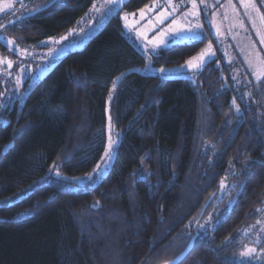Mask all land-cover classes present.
<instances>
[{
    "label": "trees",
    "instance_id": "16d2710c",
    "mask_svg": "<svg viewBox=\"0 0 264 264\" xmlns=\"http://www.w3.org/2000/svg\"><path fill=\"white\" fill-rule=\"evenodd\" d=\"M149 1L127 0L123 9ZM92 2L58 0L6 35L24 46L61 35ZM120 12L26 84L22 101L5 113L0 264H160L179 254L195 230L179 264H239L238 240L246 239L235 235L257 221L264 203V73L256 78L245 68L238 84L218 54L194 79L161 81L137 69L148 62L123 33ZM206 41L173 43L149 62L181 64ZM8 52L0 40V54ZM111 94L120 138L106 173L85 188L61 180L34 185L50 168L74 176L95 167L108 145Z\"/></svg>",
    "mask_w": 264,
    "mask_h": 264
},
{
    "label": "rangeland",
    "instance_id": "374dc122",
    "mask_svg": "<svg viewBox=\"0 0 264 264\" xmlns=\"http://www.w3.org/2000/svg\"><path fill=\"white\" fill-rule=\"evenodd\" d=\"M126 1L93 0L91 6L63 34L25 46L14 57L0 54V124L6 122L5 113L12 103L22 101L26 84L28 86L42 77L65 52L81 48L120 9L123 33L148 62L144 68H137L140 72L156 74L161 81L175 76L194 79L204 64L219 54L233 67V79L238 84L243 82L244 78L239 79V73L245 68L256 78L264 73L263 59L249 33L253 30L264 51V20L261 19L264 16V0H150L136 11L123 9ZM251 4H255L258 11ZM162 13L168 15L160 20ZM170 28L176 31H169ZM208 31L214 36L216 44ZM203 38L207 41L202 50L181 64L155 67L149 62L152 55L173 43ZM112 97V94L109 95L106 102L108 145L95 167L85 174L74 176L50 168L34 185L61 180L69 188H85L96 184L106 173L120 138V132L112 124L115 113ZM106 152L108 155H105ZM20 194L22 192L1 202H9ZM235 236L246 239L245 242L238 240L241 248L234 256L237 263L264 264V203L259 209L257 221L239 229Z\"/></svg>",
    "mask_w": 264,
    "mask_h": 264
},
{
    "label": "flooded vegetation",
    "instance_id": "af4514ba",
    "mask_svg": "<svg viewBox=\"0 0 264 264\" xmlns=\"http://www.w3.org/2000/svg\"><path fill=\"white\" fill-rule=\"evenodd\" d=\"M51 1L53 0H0V40L6 44L9 57L16 56L25 46L16 44L14 38L6 35V32L17 31L22 24L46 11L58 0L47 6Z\"/></svg>",
    "mask_w": 264,
    "mask_h": 264
},
{
    "label": "water",
    "instance_id": "95a60500",
    "mask_svg": "<svg viewBox=\"0 0 264 264\" xmlns=\"http://www.w3.org/2000/svg\"><path fill=\"white\" fill-rule=\"evenodd\" d=\"M55 0L51 1L47 6H49L50 4H52ZM215 196V192L211 193L209 195V197L207 198V200L205 201V203L202 205L201 210L196 218V220L193 223V228L195 229V227L197 226L198 222L200 221V219L202 218L207 206L209 205V203L212 201V199ZM198 236V232L195 230L193 232V235L191 236V238L189 239L186 247L176 256H174L173 258L169 259L168 261L162 262L160 264H179L184 258L185 256L191 251V248L193 246V243L196 239V237Z\"/></svg>",
    "mask_w": 264,
    "mask_h": 264
},
{
    "label": "snow or ice",
    "instance_id": "6c2138e0",
    "mask_svg": "<svg viewBox=\"0 0 264 264\" xmlns=\"http://www.w3.org/2000/svg\"><path fill=\"white\" fill-rule=\"evenodd\" d=\"M112 2H122V0H112ZM245 6L247 7L248 5H245ZM194 7H195V5H194ZM251 7H252L254 10H257V11H258V9H256L255 4H251ZM166 15H168V13H162L161 16H160V20H163V19L165 18ZM143 16H144V12H143V10H142V11H141V17H143ZM261 19L264 20V16H262ZM169 31H176V29L170 28ZM105 155H108V153L106 152ZM98 167H99V166H98Z\"/></svg>",
    "mask_w": 264,
    "mask_h": 264
}]
</instances>
